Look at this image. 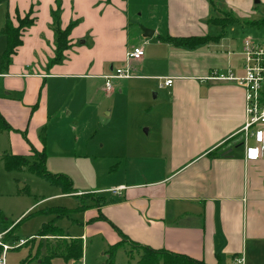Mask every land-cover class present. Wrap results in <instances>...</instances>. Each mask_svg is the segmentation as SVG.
Here are the masks:
<instances>
[{
	"label": "crops",
	"instance_id": "1",
	"mask_svg": "<svg viewBox=\"0 0 264 264\" xmlns=\"http://www.w3.org/2000/svg\"><path fill=\"white\" fill-rule=\"evenodd\" d=\"M57 1L9 0L11 20L13 13L23 18L32 10L35 22L23 32V44L12 56L8 71L0 73L4 120L20 130L28 126L35 136L60 111L58 94L52 97L47 91L49 79L104 80L116 69L128 67L132 77L115 79L119 82L104 91L110 99L121 88L120 81L127 80L154 90L166 141L161 175H125L117 184L96 189L110 196H93L94 204L75 222L82 232L62 237L67 241L99 237L108 251L120 241L118 229L139 245L205 264H264V151L258 158H248L245 145L239 137L233 138L245 121L243 89L206 79L214 70L233 73L236 42L227 30L234 32L236 25H264V0H153L155 5L145 17L151 37L144 36L143 28L131 32L139 20L129 16L128 1L60 0L62 28L71 21L78 23L63 62L49 65L55 57L51 11ZM223 13H232L237 23L221 35V29L211 31L207 21ZM12 23L17 26V19ZM167 36L220 37L187 49L164 40ZM143 45L144 57L127 61V52ZM239 54L242 57V49ZM167 78L173 80L170 86L164 85ZM92 91L89 85L83 92ZM32 142L35 149L44 148L36 136ZM224 147L231 150L228 155L208 156ZM119 187L118 193L110 191ZM77 191L69 195L77 196ZM54 245H48L50 251Z\"/></svg>",
	"mask_w": 264,
	"mask_h": 264
},
{
	"label": "rangeland",
	"instance_id": "2",
	"mask_svg": "<svg viewBox=\"0 0 264 264\" xmlns=\"http://www.w3.org/2000/svg\"><path fill=\"white\" fill-rule=\"evenodd\" d=\"M125 1L129 2V16L139 20L138 25L132 26L131 32L147 28L145 17L155 5L153 0ZM8 10L6 5L0 4V65L7 46L1 30ZM16 15L12 14L14 23ZM234 28V32L228 28L227 34L236 42L232 71L240 75L243 63V57L237 55L242 49L240 43L246 37L254 41L262 40L264 25H236ZM217 29V26L211 25V31ZM47 82L49 95L54 97L58 94L60 111L51 117L45 128V142L41 138L42 131L35 136L46 148V169L66 177L70 188L80 190V194L60 195L63 192L60 186L51 184L27 168L7 171L3 156L31 153L36 148L32 142L35 136L28 126L21 130L11 127L0 131V229L4 230L14 223V237L8 243L13 244L20 239L27 241L7 253V264H77L63 256H51L53 253L61 254L64 245L60 249L54 246V250L50 251L49 244H58L62 240L37 236L43 225L53 223L63 233L75 236L82 232V227L75 223L76 219L81 221L83 215V210L78 208L92 206L95 202H92L93 196H110L98 193L96 189L117 184L125 175L130 178H139L145 173L159 176L164 165L162 146L166 141L161 136L162 124L157 112L160 100L154 97V90L138 81H120L121 91L116 90L109 99L103 89L105 81L101 79L56 78ZM118 82L113 81L112 84ZM89 85L93 91L85 95L83 91ZM1 90L0 79V97H3ZM240 149L244 150L243 147ZM60 209H67L68 216ZM101 238L104 240V237ZM81 242L84 253L82 264H108V247L103 248L99 237L89 236ZM129 245L117 250L112 264H139L138 256L142 250Z\"/></svg>",
	"mask_w": 264,
	"mask_h": 264
},
{
	"label": "trees",
	"instance_id": "3",
	"mask_svg": "<svg viewBox=\"0 0 264 264\" xmlns=\"http://www.w3.org/2000/svg\"><path fill=\"white\" fill-rule=\"evenodd\" d=\"M0 4L6 5L8 8L9 0H0ZM32 10L27 13L23 18L19 15L17 16L18 25L14 26L8 11L6 12L5 24L2 27V34L6 37L7 46L2 54V61L0 65V73H5L8 71L10 64L12 63V56L16 54L17 49L23 44L22 36L23 32L34 25L35 20L31 18ZM61 1H57L56 9L51 11L52 17V28L54 32V43H55V57L51 60L49 65L60 64L65 59V51L70 46L69 37L73 28L77 25V21H71L68 26L62 28L61 26ZM224 17H220L217 14L213 15L207 22L208 24L215 25L221 29V35L225 32L226 28L237 23L234 15L232 13H223ZM220 35V36H221ZM218 37L211 36H192V37H171L167 36L163 39L176 44L178 47H183L187 49H195L202 45H206L212 40H217ZM11 126L4 120L0 114V131L3 129H10ZM41 138L45 141V131L42 130ZM237 144H240L239 142ZM227 148H216L215 150L208 153L209 157H219L227 151ZM224 156V155H223ZM46 148L42 150L32 149V155H16V154H5L3 156L4 166L7 171H12L15 169L27 168L30 172L37 174L45 179H47L51 184L60 186L63 190V194H75L78 193L77 190L70 188L69 180L61 174H52L46 169V158H47ZM66 188V189H64ZM70 189V191H67ZM79 196V195H77ZM88 206H80L79 211H84ZM65 215L68 216L69 211L67 209H60ZM14 224V223H13ZM11 224V225H13ZM19 224V223H18ZM5 237V241L13 239V230ZM120 235V241L114 245H110L107 251V263L112 264L115 259L117 250L122 246L130 244L142 250L140 254L139 264H205L194 258L188 257L186 255L174 253L164 249H153L151 247L139 245L129 239L125 234L118 230ZM37 236L47 237V236H58L62 241H59L56 249H60L62 244L64 249L61 254L53 253L51 256H63L66 259H71L75 263L80 264L83 257V244L81 240L75 239L71 242H67L62 236H65L61 229L53 223L44 224ZM34 239V238H32ZM53 246V247H54ZM51 249V248H50ZM1 251V248H0Z\"/></svg>",
	"mask_w": 264,
	"mask_h": 264
},
{
	"label": "built area",
	"instance_id": "4",
	"mask_svg": "<svg viewBox=\"0 0 264 264\" xmlns=\"http://www.w3.org/2000/svg\"><path fill=\"white\" fill-rule=\"evenodd\" d=\"M145 47L138 46L127 52V61L140 60L144 57ZM242 74L235 75L231 71L221 72L214 70L206 79L216 80L223 83H234L239 85L244 91L245 101V121L239 133L233 138L239 137V140L246 147V156L248 158H258L264 151V38L254 41L247 37L242 45ZM130 69L118 68L114 73L104 76L105 89L110 91L112 82L118 78H131ZM172 78L164 81L165 86L172 84ZM122 188H112L113 193L120 192ZM14 224L8 228L0 229V264H7V253L15 248L23 246L27 241L20 239L18 242L10 244L5 241V237L10 233ZM243 261V259L238 260Z\"/></svg>",
	"mask_w": 264,
	"mask_h": 264
},
{
	"label": "water",
	"instance_id": "5",
	"mask_svg": "<svg viewBox=\"0 0 264 264\" xmlns=\"http://www.w3.org/2000/svg\"><path fill=\"white\" fill-rule=\"evenodd\" d=\"M144 36L145 37H151L153 32L148 30L147 28H143ZM241 145V144H240ZM231 152V150L226 151L225 155H228Z\"/></svg>",
	"mask_w": 264,
	"mask_h": 264
}]
</instances>
